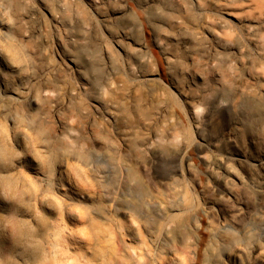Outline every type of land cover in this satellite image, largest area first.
Returning <instances> with one entry per match:
<instances>
[{
    "label": "rangeland",
    "instance_id": "374dc122",
    "mask_svg": "<svg viewBox=\"0 0 264 264\" xmlns=\"http://www.w3.org/2000/svg\"><path fill=\"white\" fill-rule=\"evenodd\" d=\"M1 135L34 197L0 184V264L45 212L44 253L84 251L107 203L141 233L204 221L207 264H264V0H0Z\"/></svg>",
    "mask_w": 264,
    "mask_h": 264
},
{
    "label": "bare ground",
    "instance_id": "6f19581e",
    "mask_svg": "<svg viewBox=\"0 0 264 264\" xmlns=\"http://www.w3.org/2000/svg\"><path fill=\"white\" fill-rule=\"evenodd\" d=\"M6 96L13 100H17L20 97L19 94H17V96ZM22 100L25 101L26 98H23ZM25 104L30 106L32 102L28 100ZM15 116L18 115L15 114ZM31 118L32 115H30V119ZM11 121L14 122V119L11 118ZM31 121H33V119H31ZM37 132L42 134L41 130H37ZM0 137L4 138V135H1ZM43 141L47 142L44 138ZM44 159L50 175H54L55 172L60 173L59 156L44 155ZM19 179V174L15 172L12 166H10L5 173L0 174V184L3 185L7 191H10V193L12 192L14 195H18L20 197L21 207L31 212L33 206L32 198L34 197L33 192L23 179H21L22 184L21 187H19ZM58 180L62 183V175ZM73 202L82 204L81 201L74 200ZM124 212H131L132 215L136 214L133 209H128L117 203L105 204L100 211L95 212V214L99 216V219H94L88 216L85 221L84 240L82 241L84 243V251H70V242L62 237L56 241L57 249H53L51 255L44 253L43 250V244L49 243L46 230L51 228L46 220L47 213L45 212L37 217L38 223L35 229L27 230L26 228H20L18 230L19 234H27L30 239H27L23 244L21 263L13 262L12 264L209 263L208 256L205 257V250H207L206 246L209 248L212 244L207 241L206 235L203 233V229L205 228L204 221L196 227V231L193 235L194 238L192 240L189 237L176 234L175 227H173L172 224H166L159 228L158 221L153 220L155 222V227H152L147 216H135L140 223L143 233L138 232L132 223H123L119 225L115 216ZM146 215H149V213L146 212ZM156 215L159 216L157 213ZM25 223H27V219L25 220ZM228 230V227L223 226L219 232L226 233L229 232ZM170 252H172L171 255H173L171 258L168 257ZM218 262L219 259L214 261L215 264H218Z\"/></svg>",
    "mask_w": 264,
    "mask_h": 264
}]
</instances>
